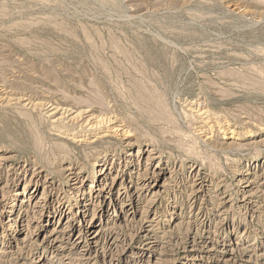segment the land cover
<instances>
[{
	"label": "rangeland",
	"instance_id": "rangeland-1",
	"mask_svg": "<svg viewBox=\"0 0 264 264\" xmlns=\"http://www.w3.org/2000/svg\"><path fill=\"white\" fill-rule=\"evenodd\" d=\"M0 88V174L9 182L0 264H80L75 233L58 239L63 254L42 242L61 235L70 214L38 228L30 220L31 231L9 224L18 213L38 218L34 184L24 193L18 176L50 177L77 211L75 177L87 191L109 171L116 199L130 174L159 161L165 186L141 191L137 214L111 208L94 219L86 264H264V0H0ZM51 100L116 118L121 130L67 128L47 114ZM80 134L83 142L71 138ZM200 177L204 191H194ZM213 233V253L190 250ZM121 244V258L106 261Z\"/></svg>",
	"mask_w": 264,
	"mask_h": 264
},
{
	"label": "bare ground",
	"instance_id": "bare-ground-1",
	"mask_svg": "<svg viewBox=\"0 0 264 264\" xmlns=\"http://www.w3.org/2000/svg\"><path fill=\"white\" fill-rule=\"evenodd\" d=\"M3 86H4V84H3ZM3 92H5V88L4 89L0 88V94ZM4 98H5L4 95H0V101H3ZM13 99H18V100L24 99L25 100L27 98H23V97L22 98H20V97L14 98L13 97ZM43 107L46 109L47 114L49 116L53 117V120H52L53 122L54 121L55 122L56 121L57 122H59V121L69 122L70 124L67 123L69 125H66V127L67 126L72 127V125H75L78 127V130L83 129V130H85L84 132H86V131H94L97 128H101L102 124L109 123L110 125L111 124L112 125L110 127H108L109 128L108 131L120 132V130H121L120 126L116 122L117 121L116 118L109 117L108 120H106V118L104 119V117L103 118L99 117V115H97L93 111L92 108H81V107L75 108L72 106L70 107V106L58 104L54 101L52 102V100L49 101V103H44ZM202 112L205 113L204 111H202ZM207 115H208V113H207ZM106 135H107V133L105 135H102L99 137H105ZM75 137H77V138H75ZM82 137L83 136L80 134L77 136H72L71 138H73V139L75 138V139H78L79 141L83 142L84 138H82ZM97 138H98V136H97ZM142 153H144V152H142ZM129 154H131V153H129ZM141 156H139L138 164H139V162H141ZM156 157L151 153H149L147 155L148 160H149V158L155 159ZM100 164H101V162H100ZM103 165H106V163H104ZM0 167H1V163H0ZM106 168L108 169V167H105V169ZM68 169H69V175L68 174L67 175L71 176V174L74 173V171L71 169V167ZM146 170H148V169H146ZM27 172L28 171L25 172L23 177H21V175L18 176V180L20 183L25 181L24 193L27 191L30 184H34L33 193L30 192V193H32V196L30 194V197L33 198L34 200H36L34 203V207H36V215H38V218L32 217V218L28 219V217L26 216V212H25V214L18 213L16 218H12V219H14L13 222L9 223V224L11 225V224L15 223V225L17 226V224L19 222L20 223L26 222L27 228L30 229L31 228L30 220L35 221L36 219H38L36 222V225L34 226V228H38L37 226L41 222V219H43V217L45 218L46 216H48L49 221H52V219H55V218H57L60 221L61 218L65 214H70L68 217V220L66 222L67 226L64 228L61 235L54 236V233H52L53 232L52 231L50 235H52L54 237H52V236L45 237V239L42 242H44V244L48 248H51L53 253L55 251H58V253L63 254L61 250H64L65 247H63L62 244H59L58 239H60V237L70 238L75 233L76 234L75 240L72 241V245L70 246V250L73 249L77 252V254H78L77 259L80 261V264H86L84 261H88L89 258L91 257V255L95 249L94 244H97L98 235H99L98 232L94 229V227L96 225L94 219L97 218L98 216H100V218H101L103 216V214L107 213L111 208H113L114 211H116L117 208H120L121 212H124V213L126 212L127 214L131 213V214H133V216L135 214H137L139 211L140 202H142L146 197V195H144V192H142L141 194H140V192L143 190H151L153 193L157 194L158 191L160 190V188L165 186V185L163 186V184H161L160 181H161L162 176H164L166 173V167H163L161 161H159L155 170H152V171L148 170L146 173H143V174L138 172V175L136 176V178H134L133 174H130V179L128 180V182L124 183V181H123L120 183V187L118 188V195H117L116 199H113L111 197V195H113V189L116 188L117 181L115 180V178H112V180L109 182V180H108V178H110L109 171L107 173L105 172V170L101 171L102 173H100V175H102V176H100V177H102V179L101 180L98 179V181H99L98 185H96V187L94 185H91L92 189H88L87 191L82 190V188L80 187L81 184L84 182V179L83 178L81 179L79 177H75L76 181H74L75 183L72 182V185H70V187H71L70 189H73V190L75 189L77 191V192H75V194H73L76 196V199H75L76 202H81L80 196H82V195H83L82 202H84L78 206L79 208L77 211H74L70 205L65 204V201L61 200L59 197L56 196V193L53 191L55 189L58 192V190H57V188H55L54 181L51 180L50 177H48V178L43 177L42 175H40L39 171L33 172L31 174V176H29V174H27ZM60 175H61V173H60ZM2 176L3 175L0 174V217L3 215L4 208H5V200H6L4 198L5 195L3 194V192H5V191H3V189L6 187H9V182L7 181V179H3ZM248 180L249 179H246V181H248ZM204 181H205L204 177H202V178L200 177L199 179H197V182L195 183V185L198 187V189L196 188L194 191H204ZM78 183H81V184L78 185ZM41 185H43L42 191H41ZM107 190H108V195L106 194ZM39 194H40V197H38ZM25 197H26V195H25ZM107 198L110 199L109 202L107 201L108 200ZM24 200L26 201L25 198H24ZM28 210H29V208H28ZM26 211H27V208H26ZM28 216H30V215H28ZM77 217H80V220H81L79 225L75 224L73 221V220L77 219ZM30 231H31V229H30ZM34 234L37 235L39 233L34 231ZM112 237H113V235L112 236L110 235V239ZM215 237H216L215 233H213V235L209 234L206 237V239H204L200 244H197V243H194V245L192 244V247L190 250H192L194 253H198V254H202V255L213 253V251H215L217 249L216 247H218L217 244L219 243V241H218L219 238H217L218 235L216 238ZM114 240L115 239L112 240L113 241L112 243H114ZM34 245H36V244H34ZM121 245L122 246H120V248L117 247L118 249H116V250L112 249L110 251L104 252L103 253L104 259L106 261L111 262V263H114V262L116 263L118 258L124 253L123 250L125 249V247H124L125 244H121ZM156 245H157L156 242L153 243V245L151 243V244H149V247L147 249L150 250L151 248L155 247ZM224 245H226V241H224ZM117 246H119V245H117ZM105 249H106V247H105ZM233 249H234V247H232L231 251H228V252L233 253L234 252V251L232 252ZM64 256H67V254H64ZM40 258L41 259H39V262H43L42 264H53L52 262L48 261L47 258H45V257H43V258L40 257ZM227 260H229V259H227Z\"/></svg>",
	"mask_w": 264,
	"mask_h": 264
}]
</instances>
